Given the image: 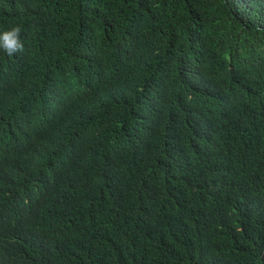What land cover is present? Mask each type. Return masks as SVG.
<instances>
[{
  "label": "trees",
  "instance_id": "obj_1",
  "mask_svg": "<svg viewBox=\"0 0 264 264\" xmlns=\"http://www.w3.org/2000/svg\"><path fill=\"white\" fill-rule=\"evenodd\" d=\"M0 264H264V0H0Z\"/></svg>",
  "mask_w": 264,
  "mask_h": 264
},
{
  "label": "clouds",
  "instance_id": "obj_2",
  "mask_svg": "<svg viewBox=\"0 0 264 264\" xmlns=\"http://www.w3.org/2000/svg\"><path fill=\"white\" fill-rule=\"evenodd\" d=\"M22 28L19 25L0 31V50L8 57H13L24 51V44L20 39Z\"/></svg>",
  "mask_w": 264,
  "mask_h": 264
}]
</instances>
